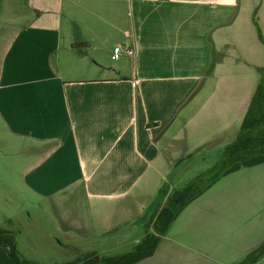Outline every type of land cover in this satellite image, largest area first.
<instances>
[{"label": "crops", "instance_id": "1", "mask_svg": "<svg viewBox=\"0 0 264 264\" xmlns=\"http://www.w3.org/2000/svg\"><path fill=\"white\" fill-rule=\"evenodd\" d=\"M254 21L264 39V0H0L1 166L59 234L139 243L167 173L223 153L264 86ZM263 203L264 163L240 167L134 264H235L264 242Z\"/></svg>", "mask_w": 264, "mask_h": 264}, {"label": "rangeland", "instance_id": "2", "mask_svg": "<svg viewBox=\"0 0 264 264\" xmlns=\"http://www.w3.org/2000/svg\"><path fill=\"white\" fill-rule=\"evenodd\" d=\"M221 153L212 151L199 154L169 171L166 180L168 185L162 186L165 187L162 194L167 189L171 192L180 190L191 178L211 167ZM15 157V154L0 153V228L13 234L16 249L23 258L41 264H61L82 260L88 254L111 256L133 249L136 245L133 241L135 233H116L86 240L59 234L49 199H43L26 184L20 169H5L1 166L3 161H13ZM160 191L161 188L152 201V206L157 204L153 207L152 219L147 223L149 233H154L151 222L164 204L162 198L157 201ZM260 259L255 264H264V257Z\"/></svg>", "mask_w": 264, "mask_h": 264}, {"label": "trees", "instance_id": "3", "mask_svg": "<svg viewBox=\"0 0 264 264\" xmlns=\"http://www.w3.org/2000/svg\"><path fill=\"white\" fill-rule=\"evenodd\" d=\"M257 35L264 44L261 32L254 21ZM264 163V86L258 84L250 104L241 121L233 142L228 144L219 159L209 168L191 178L180 190L171 192L163 206L151 222L154 233H146L131 251L111 256L88 254L82 260H72L61 264H134L150 256L160 237L183 207L207 190L222 176L240 167ZM165 187L161 188V192ZM155 205H153L154 207ZM264 255V242L248 251L236 264H255ZM0 264H41L23 258L16 249L11 232L0 228Z\"/></svg>", "mask_w": 264, "mask_h": 264}, {"label": "built area", "instance_id": "4", "mask_svg": "<svg viewBox=\"0 0 264 264\" xmlns=\"http://www.w3.org/2000/svg\"><path fill=\"white\" fill-rule=\"evenodd\" d=\"M120 50H121L120 45H116V46L113 48V51H112V57H113V58H116V57L118 56ZM126 50H127L128 53L131 52L130 49H126Z\"/></svg>", "mask_w": 264, "mask_h": 264}]
</instances>
